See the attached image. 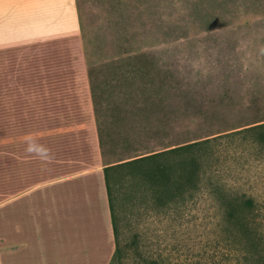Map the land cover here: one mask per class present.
I'll use <instances>...</instances> for the list:
<instances>
[{
	"label": "rangeland",
	"instance_id": "374dc122",
	"mask_svg": "<svg viewBox=\"0 0 264 264\" xmlns=\"http://www.w3.org/2000/svg\"><path fill=\"white\" fill-rule=\"evenodd\" d=\"M75 2L82 42L75 59L87 77L77 86L88 88L105 164L264 122V0ZM21 51H0V101L35 100L23 113L42 106L50 88L37 84L40 59ZM37 115L12 118V134L41 130L48 120ZM7 130L0 113V146ZM248 138L213 143L200 187L170 205L123 186L115 195L120 257L109 264H225L223 196L246 193L264 214V146ZM7 178L0 170L1 217Z\"/></svg>",
	"mask_w": 264,
	"mask_h": 264
},
{
	"label": "crops",
	"instance_id": "0c3cea01",
	"mask_svg": "<svg viewBox=\"0 0 264 264\" xmlns=\"http://www.w3.org/2000/svg\"><path fill=\"white\" fill-rule=\"evenodd\" d=\"M81 43L75 0H0L1 53L30 49L31 59L41 61L34 64L41 72L37 84L50 88L39 100L42 106L23 113L21 105L35 100L0 101L8 129L7 143L0 146V170L8 175L0 264H109L113 258L106 165L94 136L88 88L77 86L87 78L75 59ZM34 113L48 120L41 130L12 134V118ZM61 118L68 119L65 126ZM13 135L22 141L13 143ZM43 136L67 138L52 143Z\"/></svg>",
	"mask_w": 264,
	"mask_h": 264
},
{
	"label": "trees",
	"instance_id": "16d2710c",
	"mask_svg": "<svg viewBox=\"0 0 264 264\" xmlns=\"http://www.w3.org/2000/svg\"><path fill=\"white\" fill-rule=\"evenodd\" d=\"M240 134L249 136L248 144L264 146V122H261L230 133L149 150L105 164L115 256L120 257L121 251L115 195L123 186L131 188V191L141 190L144 197L151 199L147 198V201L154 205L175 203L187 192L194 193L200 187L205 173L203 162L215 155L208 148L220 138ZM223 203V230L228 239L225 264H264V214L255 198L246 193L224 195Z\"/></svg>",
	"mask_w": 264,
	"mask_h": 264
}]
</instances>
